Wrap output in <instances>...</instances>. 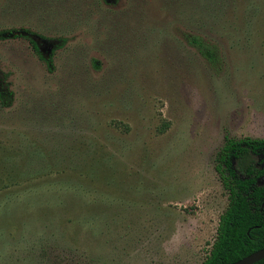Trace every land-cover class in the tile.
Listing matches in <instances>:
<instances>
[{
	"label": "rangeland",
	"instance_id": "1",
	"mask_svg": "<svg viewBox=\"0 0 264 264\" xmlns=\"http://www.w3.org/2000/svg\"><path fill=\"white\" fill-rule=\"evenodd\" d=\"M10 30L0 264H201L224 137L264 139V0H0Z\"/></svg>",
	"mask_w": 264,
	"mask_h": 264
},
{
	"label": "trees",
	"instance_id": "2",
	"mask_svg": "<svg viewBox=\"0 0 264 264\" xmlns=\"http://www.w3.org/2000/svg\"><path fill=\"white\" fill-rule=\"evenodd\" d=\"M16 34L23 33L0 31V39ZM27 39L37 57L50 66L51 60L42 53L40 45L29 37ZM57 40L65 41L61 37ZM185 40L211 64L218 61L214 46L190 33H185ZM96 61L92 58L91 64L96 66ZM11 94V91L0 90L1 106L9 103ZM248 155L256 158L254 163L240 169L236 162ZM215 159L227 203L219 215L215 238L201 264H227L264 247V139L225 136ZM252 264H264V258Z\"/></svg>",
	"mask_w": 264,
	"mask_h": 264
},
{
	"label": "water",
	"instance_id": "3",
	"mask_svg": "<svg viewBox=\"0 0 264 264\" xmlns=\"http://www.w3.org/2000/svg\"><path fill=\"white\" fill-rule=\"evenodd\" d=\"M262 258H264V247L227 264H252Z\"/></svg>",
	"mask_w": 264,
	"mask_h": 264
}]
</instances>
